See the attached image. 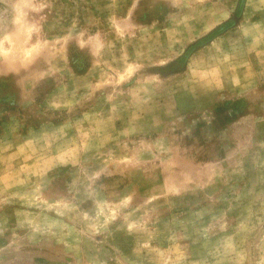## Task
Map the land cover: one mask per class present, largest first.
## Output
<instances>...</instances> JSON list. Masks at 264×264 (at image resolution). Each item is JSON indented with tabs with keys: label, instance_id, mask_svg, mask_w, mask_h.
<instances>
[{
	"label": "rangeland",
	"instance_id": "1",
	"mask_svg": "<svg viewBox=\"0 0 264 264\" xmlns=\"http://www.w3.org/2000/svg\"><path fill=\"white\" fill-rule=\"evenodd\" d=\"M0 264H264V0H0Z\"/></svg>",
	"mask_w": 264,
	"mask_h": 264
}]
</instances>
